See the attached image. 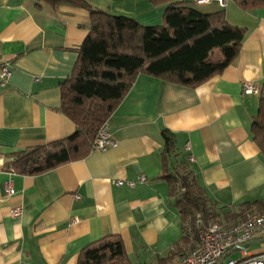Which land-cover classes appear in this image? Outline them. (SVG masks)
I'll return each mask as SVG.
<instances>
[{
  "label": "crops",
  "instance_id": "crops-1",
  "mask_svg": "<svg viewBox=\"0 0 264 264\" xmlns=\"http://www.w3.org/2000/svg\"><path fill=\"white\" fill-rule=\"evenodd\" d=\"M85 2L144 27L162 25L167 10L150 0ZM198 10L222 11L215 4ZM224 11L245 39L237 59L219 76L188 88L140 75L106 125L117 148L29 177L11 171L15 154L76 132L60 112V87L74 71L91 16L69 5L0 0V68L10 70L6 86L0 76V264H78L86 247L112 236L122 239L134 262L167 256L183 231L169 186L159 180L165 130L176 137L179 157L173 166L189 165L223 215L222 226L264 213V159L251 133L264 97V9L245 12L229 0ZM248 84L258 92L246 94ZM141 177L147 183L135 188L116 184ZM260 202L242 214L245 204ZM16 209L22 210L19 219L12 217ZM247 253L264 254V244ZM243 255L237 250L228 259Z\"/></svg>",
  "mask_w": 264,
  "mask_h": 264
},
{
  "label": "trees",
  "instance_id": "trees-1",
  "mask_svg": "<svg viewBox=\"0 0 264 264\" xmlns=\"http://www.w3.org/2000/svg\"><path fill=\"white\" fill-rule=\"evenodd\" d=\"M50 7L69 5L91 16L89 36L79 49L72 75L61 84L60 112L76 126L71 137L15 154L10 166L21 176H40L86 159L103 127L130 93L140 75L174 85L197 88L219 76L239 56L245 31L228 24L224 10L205 15L194 0H150L165 6L160 26L144 27L137 20L92 9L85 0H37ZM245 12L264 9V0H234ZM2 65L0 71L4 68ZM264 159V97L251 128ZM163 174L169 198L175 202L183 237L165 257L142 264H177L199 245V218L205 225L220 224L216 210L197 183L189 165L173 166L176 137L165 130ZM260 203L245 204L242 214ZM233 253V252H232ZM78 264H135L123 241L112 236L86 247Z\"/></svg>",
  "mask_w": 264,
  "mask_h": 264
},
{
  "label": "built area",
  "instance_id": "built-area-1",
  "mask_svg": "<svg viewBox=\"0 0 264 264\" xmlns=\"http://www.w3.org/2000/svg\"><path fill=\"white\" fill-rule=\"evenodd\" d=\"M193 2L197 7L215 4L222 10H225L229 0H194ZM0 76L3 81L2 85L6 86L10 77L8 66H5L1 70ZM244 89L246 94L258 92V89L251 84L245 85ZM117 147L118 143L111 138L106 126L103 127L95 142L94 152H107ZM185 151L189 155L188 163L193 164L195 160L190 155V146H187ZM138 183L145 184L147 183V179L141 177L137 182L120 181L116 184L118 186L135 188ZM6 192L9 196L15 195V191L10 185H7ZM21 216V209H16L12 212V217L15 219H19ZM199 235L200 242L198 247L177 264H264V254L252 255L240 249L241 246L264 236V213L249 215L243 222L229 228L220 224L207 226L199 218ZM237 250L243 252V257L240 259H228L229 254Z\"/></svg>",
  "mask_w": 264,
  "mask_h": 264
},
{
  "label": "water",
  "instance_id": "water-1",
  "mask_svg": "<svg viewBox=\"0 0 264 264\" xmlns=\"http://www.w3.org/2000/svg\"><path fill=\"white\" fill-rule=\"evenodd\" d=\"M263 244H264V239H262V240H255V241H252V242H250L248 244H245V245L241 246L240 249L242 251H247V250H249L252 247L260 246V245H263Z\"/></svg>",
  "mask_w": 264,
  "mask_h": 264
},
{
  "label": "rangeland",
  "instance_id": "rangeland-1",
  "mask_svg": "<svg viewBox=\"0 0 264 264\" xmlns=\"http://www.w3.org/2000/svg\"><path fill=\"white\" fill-rule=\"evenodd\" d=\"M256 247H258V246H256ZM256 247H254V248H256ZM134 260H135V264H140L139 261H137L136 259H134Z\"/></svg>",
  "mask_w": 264,
  "mask_h": 264
}]
</instances>
